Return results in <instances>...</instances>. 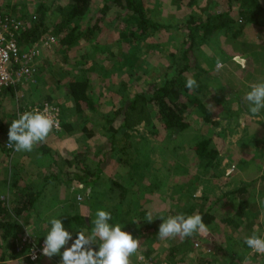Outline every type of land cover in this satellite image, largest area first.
Masks as SVG:
<instances>
[{"label": "rangeland", "instance_id": "1", "mask_svg": "<svg viewBox=\"0 0 264 264\" xmlns=\"http://www.w3.org/2000/svg\"><path fill=\"white\" fill-rule=\"evenodd\" d=\"M53 1L54 0H0V12L19 14L23 11V7H27V11L31 13V15H34L39 3L42 2L46 5H51ZM158 1L159 3L157 5L152 6L153 17L161 23L171 24L172 27L171 29L161 30L158 34V39L154 38L157 41L154 39L150 41L153 42L152 44H156V46L161 44L163 46V49H161L162 51H158L156 47H153L152 44L149 43L150 48L139 49L138 51L142 53L137 55L134 52L128 51V44H123V46L118 47L114 42L116 37L112 36H115L116 27L121 22L119 19L121 12L114 8L113 5H110V10L107 12L105 20L101 24L102 27L97 35L96 41L100 44L112 43L114 45L109 48V52H104L105 57H101L105 58L101 62V64H103V70L95 69L93 71L94 73H91L94 75L96 81L94 83L96 91L95 96H99L100 92L103 93V97L97 100L98 104L101 103L103 112L107 113L120 108L121 102H123V104L127 103L128 96L131 95L130 93L134 89L139 91L142 89L152 90L150 83L153 77L157 78L162 76L169 65L171 60L169 52H174L178 56L181 55L180 48H183L182 42L186 39L188 29H179V26L183 22H188L187 19H189L190 16H194L191 15L193 12L196 14V20L194 21H198L197 18L202 20V16L206 18L208 14L218 11H227L230 5L233 4V1L230 3L229 0H213L210 10L201 12L202 10L200 11L199 7L205 4V0H196V2L194 0ZM261 1L264 5V0ZM64 3L65 0H56L54 4L58 5ZM103 3V0H93L92 2V9L96 13V19L102 18V13L99 10H101ZM258 17L257 24L245 28L247 32L246 35H242L241 33L236 36L218 34L216 37H213V39L201 43L197 51H195L198 65L201 68L203 67L206 71H210L209 75L208 73H203L199 76L200 80H202L201 82L210 87L214 92L218 90V94L222 97L223 103L227 97L233 96L234 98H238L232 100L228 107L229 112H232L235 116L239 102L248 110L247 114H239L238 123L234 120L230 122V120L227 126V123L222 119L218 126L212 125L213 127L211 128L208 124H202L199 120V115H197L196 111H193L194 113L189 117L191 120L190 127L179 134L170 135L161 130L157 134H154L146 124H142L133 131L131 139L136 143H139V141L141 142L140 145H138L140 151H134L129 162L127 157L120 159L119 155L116 153L107 156L105 159L106 153L110 150V142L107 137L103 136L98 140L99 144H95V147L96 145L97 147L99 146L102 151L98 156H94L95 159L92 158V160L101 162L99 164L103 170L102 174H99V181L96 182L97 184L94 188H91V196H87L90 190L89 186L86 184L82 192L78 193L76 185H72L70 187L71 190L67 192V195H69V197L73 196V198L77 195H81L80 201L78 202L76 200V203L81 206L85 205V209H88V212L86 213L85 209H83V216L86 213L88 218L92 220L95 219L97 210H112L120 213L118 214L120 215L119 219L112 218L110 223L113 225L120 224L123 231L129 232L133 238H138L141 241L139 255H142L143 259L141 260L138 256H133V264H152V260H154V264H207V259L211 256L213 260L211 264H241L242 260L248 256L240 257L242 253L246 252L242 248L246 234V222H249V220L250 222L254 221V230H256V233L264 235V178L259 180L255 188H253L255 190L254 199L248 193L241 196L237 194L238 196L234 195V197L231 195L226 199L223 198L216 206L215 212L218 219L217 227L210 230V242L203 244L205 248H211V253H205L203 246L195 247L194 244L193 247L187 248L180 238L161 240L157 236L158 234L154 233L156 230H159V226L163 222L161 219L159 220L161 216L167 218L170 215L181 213L188 216L187 209L197 204V202H195L196 196L194 195L196 191H198V187L202 184L201 180L203 178L205 179L207 175H214V178L217 179L222 177L224 173H228V165H231L230 167L236 171L232 162L244 160L245 156H247V158L251 157L254 159L252 166L260 170L258 175L260 178L262 177V172H264V116L253 117L249 111L251 105L244 99L246 93L251 90V85L264 82V45L262 43L264 39V13ZM92 44H85L82 49L80 47L73 49L71 55L75 56L79 61L83 60L84 52L91 50ZM58 45L57 47L55 46L56 48L54 47L45 51L43 53V59L40 62L43 60H47L48 62L56 61L57 65L63 67V64L66 63L60 64L59 61L61 60L59 59L63 58L64 54L59 51L60 48ZM106 54H108V57H106ZM114 55L121 56V62H124V65L128 64V58H133L137 65L140 64L138 73L136 74L134 72L132 75L130 74L129 77L128 73H121L120 70L114 69V63L116 62V59L112 58ZM195 57L191 59L192 64L196 63ZM217 58H219L224 65L223 68L219 70L216 68ZM242 60L245 62L243 67L241 66ZM64 66L67 69H80L78 66L75 68L74 65ZM55 70L56 69H53V71ZM197 70V68H192L187 75L188 79H198L197 73L199 72ZM72 73L71 71V74ZM71 74H65L63 76L67 78V76ZM46 75V82L48 85H45H47L46 88L48 89H35L37 92L34 93L31 101L42 102L51 100L50 102L62 106L63 111L64 108L68 111V104L70 105L72 101L66 98V95L68 96L66 90L57 89L54 85V78L49 74ZM125 80H128V88H122L123 93H120L119 89L123 86V83L125 84V82H123ZM53 88H55L57 92H55ZM48 95L52 96L51 99H46ZM239 98H241L242 101ZM12 101L13 106L10 100L8 101L7 97L4 96L1 101V108H5L2 111L7 113V108H11L13 109V113L15 111L16 114L17 100ZM224 104L226 105L227 103L225 102ZM6 119L12 120V116L8 115ZM118 124L119 122H116V125ZM245 134L250 135L251 138L253 136L257 137V141L253 145L254 149H252L248 138L244 137ZM206 138L212 139V143L215 146L217 144L221 147L224 143L223 146L228 147L231 156L230 159L225 160L221 157L219 164L214 167L207 164H203L202 166L199 165V159L194 157L192 148L197 142ZM5 143L6 138L0 136V149L4 148L7 150L5 154L0 150L1 164L5 161L4 158L8 156L10 152L6 147L7 143ZM106 160L108 161L106 162ZM134 161L138 162L139 167L133 170L132 163ZM92 163L94 162L92 161ZM2 166H0V170H2L1 175L3 176L6 172L5 176H7L9 169L6 170V166L1 169ZM252 166H250L249 170H251ZM93 170H96V166ZM69 171H71V169H69ZM96 172H98V170ZM228 176H230V174L225 177L223 176V179L228 181V179H225L228 178ZM245 177L247 179V176ZM248 177L249 179L252 178L251 176ZM114 180H116L119 185H113ZM245 181L244 179L238 181L233 180L231 183L234 187H238L246 183ZM221 183L224 187L217 193L220 196L229 187H226L223 182ZM121 185L125 187V190H127L126 192L123 193V189L117 187ZM216 186L217 185H215V188ZM218 186L220 185L218 184ZM112 187L113 191L110 192ZM19 193L20 191L17 189H10L7 184L3 185V182L0 183L1 201L5 200L8 201L9 204H12ZM58 193L62 196L64 191L62 190ZM123 194H125L124 199L121 198ZM192 195L194 197H192ZM204 199L206 198L202 197L201 201ZM241 201L245 202L242 210L248 212L249 216L236 218L234 215L235 222L239 225L238 228L235 224L229 225L224 223L228 216L233 218L231 212H238L242 205ZM197 206L199 207V205ZM58 207L61 211L63 210L61 203L58 204ZM66 209V215L64 216L62 213L60 219L67 230L72 232L73 235L81 230L91 231L92 227L86 228L82 224L69 222L67 220L69 211L68 208ZM148 212H151L153 216V221L150 223L146 221ZM250 215L252 216L250 217ZM57 217V214H52L48 216V218L46 216L39 218V220H42L39 223V225H41V227H39L41 236L46 237L47 235V231L43 227L47 221ZM36 219L34 217H29V219L25 218V221H23V232H28L35 238H37L35 230ZM135 220H140L138 225L133 224ZM155 220H159L158 222L160 223L158 226L152 225L155 223ZM49 225L48 223V226ZM234 228L236 230H234ZM251 229L247 230L250 231ZM17 237H19V234ZM173 248L178 249L174 257L175 263H173L174 261L171 259V249ZM7 249L8 247L0 242V258L3 252H7ZM144 252L150 255L152 259L148 258ZM250 259L251 264H264V256H251Z\"/></svg>", "mask_w": 264, "mask_h": 264}, {"label": "trees", "instance_id": "2", "mask_svg": "<svg viewBox=\"0 0 264 264\" xmlns=\"http://www.w3.org/2000/svg\"><path fill=\"white\" fill-rule=\"evenodd\" d=\"M55 1L56 0H54L51 5H46L42 2L39 3L34 15H31V13L27 11V7H23V11L19 14H12L19 19L26 21V25L18 36V44L21 49H27L34 46L47 35L54 36L58 40L59 45H57L60 48L59 51L64 54L63 58L59 59L61 60L59 62L60 64H66H63L62 67L57 65L56 61L48 62L45 60L40 62V59L33 82L28 81L24 85L0 89V129L4 130V128H9V124L5 125L6 117L10 114V111L13 112V109L11 108H7V113L2 111L3 108H1V101L3 97L6 96L7 100H10V102L12 100H17L16 106L39 103V101L33 102L28 100L23 91L28 90L27 93L32 95L35 91L33 87L36 88L42 81L46 82L47 77H44L42 74L40 78L39 75L43 69L47 70L48 68L49 73L53 72L55 77L60 73L63 75L71 74V71L73 72L65 78V81L63 79H57L56 84H63L65 87L66 93L72 101L70 106L73 111L76 110L79 113L87 112L88 115L99 116L98 119H92L91 121L89 118L87 121L92 124L94 122V126L103 130L104 136L107 137L110 142V150L106 153L105 159L107 156L116 153L119 155L120 159L127 157L129 162L132 153L134 151H140L138 145H140L141 142L139 141V143H136L131 139L133 131L142 124H146L154 134H157L161 130L167 134L175 135L190 127L191 120L189 117L194 113L193 111H196L197 115H199V120L202 124H210L213 126L219 125L222 119L228 121L231 120L230 122L234 120L238 123L239 114L247 112L245 106L243 104L241 105L239 102L236 116L232 112L230 113L228 110L229 103L238 98L230 96L228 99H225L224 103L226 102L228 104L227 106V104L225 105L223 103V99L220 94H218V90L214 92L210 87L201 82L202 80H200L199 76L203 73H208L209 75L210 71H206L203 67L201 68L198 65L195 51H197L201 43L213 39V37H216L218 34H223L224 36H236L241 33L242 35H246L247 32L245 28L257 24L259 19L258 16L264 13V5L261 0H229L230 3L233 1V4L230 5L229 10L227 11H218L208 14L202 22L196 23L193 22L194 20L183 22L179 26V29L187 28L188 34L186 39L182 42L183 48H180L181 55L178 56L174 52H169V57L171 58L169 65L162 76L157 78L153 77L152 82L150 83L152 90L149 91L147 89H142L139 91L134 89L130 93L131 95L128 96L127 103L123 104V102H121V105L119 106L120 108L107 113L103 112L101 103L98 104L97 102V100L103 97V93L100 92L99 96H95L96 91L94 83L96 81L94 75L91 73L95 69L103 70V64H101V62L105 58L101 57H105L104 52H109V48L114 45L112 43L100 44L96 41L97 35L102 27L101 24L105 20L107 12L110 10V5H113L114 8L121 12L119 15L121 22L116 27L117 30L115 36H112L116 37L114 42L118 47L123 46V44H128V51L134 52L136 55L142 53L138 51L139 49L150 48L149 43H153L150 41L154 38L158 39V34L161 30L171 29L172 26L171 24L161 23L153 17L152 6L157 5L159 3L158 0H103L104 3L101 10H99L102 13V18L100 19L95 18L96 13L92 9L93 0H65L64 4L58 5L54 4ZM156 39L154 40L157 41ZM89 43H93L92 48L91 50L84 52L83 60L79 61L75 56L71 55L73 49H76L77 47L82 49L83 45ZM262 43L264 45V39ZM57 45L55 46L57 47ZM55 46H53V48ZM152 46L156 47L158 51H162L161 49H163L161 44L159 46L152 44ZM106 57H108V54H106ZM194 57L196 63L192 64L191 59ZM112 58L116 59L113 68L120 70L121 73H128L129 77L130 74L132 75L134 72L137 74L140 69V64L137 65L133 58L127 59V65H124V62H121V56L114 55ZM64 65H74L75 68L78 66L80 69L74 70L69 68V70L65 68ZM192 68L198 69V79L195 80L199 84V87L194 91H189L185 87V84L188 79L187 75ZM53 69L56 70L53 71ZM123 82H125V84L123 83V86L120 87V93H123L122 88H128V80ZM30 85L31 87L25 90V87ZM51 97V95H48L46 99H51ZM60 108L62 111L63 128L64 117L66 114L65 109L63 111L62 106H60ZM261 116H264V112L261 113ZM116 122H119V124L116 125ZM244 137L248 138L252 149H254L253 145L257 141V137L253 136L251 138L248 134H245ZM223 145L224 143L221 146L222 148L224 147ZM217 147L219 148L217 144L215 146L212 143V139L206 138L197 142L193 146L192 152L194 157L199 159V165L202 166L203 164H207L214 167L219 164L221 159ZM0 150L2 153L6 152V149L4 148H1ZM8 151H10V149ZM88 156L89 154L87 152H80L76 153L72 159L64 162L67 166L65 168L67 174L65 173L64 176L67 177L66 179L63 177L64 172L62 169L59 174H52L50 177V182H58L63 185L62 190L64 193L62 194L60 203L68 206L69 217H67V220L71 223L75 222V224H82L86 228L92 227V219L88 218L86 215L88 209H85V205L81 206L76 203V200L78 202L80 201L78 198H81V195H77L73 198V196L69 197L67 192L70 191L72 185H76V189L79 192H82L84 191L83 188L85 187V184L91 189L94 188L97 184L96 182L99 181V174H102L103 169L99 167L97 169L98 172H96L97 170H93L87 162ZM107 161L108 160H106V162ZM235 163L242 164L241 160L240 162L236 161ZM138 167V162L134 161L132 163V169H138ZM69 169H71V171H69ZM14 178V175H11L10 180L7 177L5 180L6 184L10 189L13 188L16 190L17 188L22 193L18 194L12 204H9L8 201L0 200V242L8 247L6 250L7 252L1 254V260L5 261L17 256L14 240L18 234L23 232V221H25L24 217L26 213L35 208L38 200L44 193L36 192L29 188L25 189L19 185L18 180H15ZM10 182H12V184ZM202 183H204V180H202ZM113 185H119V183L114 180ZM248 186V184H242L241 186L228 190L226 193L222 194L220 198H208L204 199L205 201H201L202 197H195V202H197V204L190 206L187 209V214L188 216L193 214L202 215L204 223L208 225V232L207 234L195 235L194 237L183 239L184 246L191 248L195 241H199L202 244L209 243V234H211L210 230L213 228L215 229L218 222L217 214L215 212L216 206L223 198L226 199L231 195L234 197V195L237 194L241 196L248 193L254 199L255 192L252 193L250 186ZM117 187L122 188L123 193L127 191L123 185ZM111 191H113V187L110 189V192ZM91 194L92 193L90 192L87 196L90 197ZM194 196L192 195V197ZM124 197L125 194L121 196L122 199H124ZM241 203L242 205L238 212H234L236 218L249 216L248 212L242 210L245 202L241 201ZM197 205H199V207ZM83 209L86 211L84 216L82 212ZM107 211L112 214V218L119 219L120 215L118 214L120 213L112 210ZM251 216L252 215H250V217ZM57 218H60V216L58 215ZM159 220H155V223L152 225L158 226L160 223L158 222ZM224 223L229 225L235 224L237 228L239 227L238 223L235 222L234 216L233 218L228 216ZM245 228V237L252 235L255 229L254 221L250 222L249 220V222H246ZM49 229L50 225L46 229L47 233ZM247 229H251L252 232ZM35 230L38 240L45 238L40 235V229L37 225L35 226ZM234 230L236 229L234 228ZM158 231L159 230H156L154 233L158 234ZM242 248L246 252L242 253L240 257L249 255L251 250L245 243L242 245ZM171 250V259L174 261L173 263H175L174 257L176 256L178 249L173 248ZM146 253L144 252V254ZM146 256L151 258L150 255L146 254ZM251 256L262 257L264 255L252 254ZM211 257L207 259V264L213 262ZM152 264H154V260H152Z\"/></svg>", "mask_w": 264, "mask_h": 264}, {"label": "clouds", "instance_id": "3", "mask_svg": "<svg viewBox=\"0 0 264 264\" xmlns=\"http://www.w3.org/2000/svg\"><path fill=\"white\" fill-rule=\"evenodd\" d=\"M245 62L241 61L243 67ZM222 61L217 58L216 68H223ZM185 87L194 91L199 87L197 81L189 78ZM244 99L251 107L253 117H260L264 112V82L251 85V90L246 93ZM59 122L54 118L49 109L40 111L34 109L25 111L18 119L11 122L8 130L7 147L15 152H32L36 146L46 142L50 134L58 129ZM79 199V198H78ZM163 222L159 226L158 237L161 240H172L194 237L208 232V225L204 223L203 216L193 214L186 216L183 213L170 215L167 218L161 216ZM112 214L105 210H97L91 231H78L75 235L64 227L60 218H52L49 221L50 229L44 238L41 254L52 259L60 256V264H133L132 257L139 255L141 241L126 231L120 224H111ZM147 222L153 221L151 212L147 213ZM135 220L133 224H139ZM244 243L251 250L241 264H251V255H264V236L257 235L254 230L252 235L245 237ZM63 250V251H62ZM35 259V257H33ZM7 264H15L10 260Z\"/></svg>", "mask_w": 264, "mask_h": 264}, {"label": "crops", "instance_id": "4", "mask_svg": "<svg viewBox=\"0 0 264 264\" xmlns=\"http://www.w3.org/2000/svg\"><path fill=\"white\" fill-rule=\"evenodd\" d=\"M194 1L196 2V0H194ZM212 3H213V0H205V4L199 7L200 11L202 10L201 12H206L207 10H210ZM191 15H194V16H190V18L187 20L188 21L196 20V18H195L196 14L193 12ZM191 17H192V19H191ZM197 19H198V21H193V22L197 23V22H202L205 20L204 16H202V20H199L200 18H197ZM220 48H221V46H220ZM45 51H48V50H45ZM41 57H42L41 58V60H42L43 56H41ZM43 61H45V60H43ZM48 69L47 70L43 69L44 71L42 70L39 77L41 78L42 74L44 75V77H47L46 74H49L52 78H54V82H55L54 85H55V87H57V89H61V90L65 89L63 84H61V85L56 84L57 79H60V80L63 79L65 81L66 77L63 76L65 74L62 75L60 73L61 75L57 74V77H55L53 72L49 73ZM40 84L36 88L33 87L34 90L35 89L40 90L42 88H44V90L48 89V88H46V86L48 85L47 82L42 81ZM45 84H47V85H45ZM30 87H31V85L28 87H25V90L29 89ZM53 90L55 91V88H53ZM27 91L28 90L23 91V92L25 93V97L28 100L30 98V101H31L34 93L37 91L35 90L32 95L31 94L29 95L27 93ZM55 92H57V91H55ZM21 95H22V93H21ZM21 95H19V96H21ZM66 98L68 100L70 99L69 96H67V95H66ZM226 99H228V97ZM239 99L241 100V98H239ZM11 105L13 106V101H11ZM64 109H65L66 115L64 117L63 128L60 132L51 133L50 136L48 137V139L46 140V142L36 146L35 149L30 153L29 152H19L18 153V152H15L13 150V148H11L9 155L4 158L5 161H3V163H2L3 166L0 163V166H2L1 169H3V167L6 166L5 169L6 170L9 169V171H10V172L8 171L7 176H5L6 172L2 176L1 175L2 170H0L1 171L0 183L3 182V185L6 184V182H5V180L7 179L6 177H8L10 180L11 175H14V177H15L14 179L18 180V184L21 185L22 187H24L25 189L29 188V189L34 190L36 192H44L43 195L41 196V198L38 200L35 208L32 211L27 212L25 217H24L27 219H29V217H34L35 219L37 218L38 220L37 219L35 220V225H37L38 227H41V225H39V223L42 220H39V218H41L42 216H46L48 218V216H51L52 214L53 215L57 214L60 217H62V213L64 216L66 215V212H67L66 208H68V206L63 205L61 203L62 207H63L62 211H64V212H62L61 209L58 207V204H60V200L62 197L58 192L62 191L63 185L61 183H58V182H57L58 184L50 182L51 175L52 174H55V175L59 174L61 172V169L64 172L63 177L65 176V173L67 174V171L65 170V168L67 166L64 164V162L66 160L72 159L76 153L87 152L89 154L87 162L90 165V167L92 169H95V166H96V170L100 167V164H99L100 161L92 160V158L95 159L94 156L95 155L98 156V154L102 151L99 148V146L97 147V145H96V147H95V144L96 143L99 144L98 140L104 136V131L101 130L99 127L94 126L93 125L94 122L92 124L91 122L87 121V119H89V118L91 119V121H92V119L93 120L98 119L99 116L98 115L97 116L96 115H88L87 112L79 113L76 110L73 111V109H71V106L69 104H68V108H67L68 111H66V108H64ZM247 112H248V110H247ZM247 112H245V113H247ZM89 114H91V113H89ZM8 115L12 116V120L6 119L5 125L9 124L10 121L12 122L13 120L16 119L15 111H14V113L11 112ZM8 115H7V117H8ZM224 121L227 123L226 125L228 126L229 121L226 119ZM11 122H10V124H11ZM208 126H210L211 128L213 127L210 124H208ZM9 128H10V125H9ZM9 128H4V130L0 129V136L6 138V143L8 142V130H9ZM218 150H219V154L222 158H224L225 160L230 159L231 156L229 154L228 147H225V146L223 148L219 147ZM0 154H1V152H0ZM3 154H5V153H3ZM1 156H3V155H1ZM89 160H90V162H89ZM225 160H223V161H225ZM92 161L94 163H92ZM235 162L236 161L232 162V164H233V167L236 168V171H234V169L232 167H230L231 165H228L229 166V168L227 169L228 173L223 174L224 177L226 175L230 174V176H228V178H225V179H228V181L224 180L223 176L217 179V178H214V175H211V176L207 175L205 177V179L204 178L202 179V180H204V183H202L201 186L198 187V191H196L195 196L197 198L205 197L206 199H208V198H220L221 196L217 193H219V190L223 189V187H224V186H222L221 182H223L226 187L229 186L228 189L223 192V194H224L228 190L235 188L234 185L231 183V181H233V180L238 181L241 179L246 180L245 181L246 183H243V184H248L251 188V189L250 188L249 189L252 191V193L255 192V190L253 188H255L256 183L259 180H261L262 178H264V176H263L264 172H262L263 170L261 171L262 177L260 178V176L258 175L259 174L258 172L260 170H258L256 167L252 166L254 159H252L251 157L247 158V156H245L244 160L243 159L241 160L242 164H240V163L236 164ZM95 163H96V165H95ZM228 166H226V167H228ZM250 166H252L251 170H249ZM226 167H225V169H226ZM245 176H247V179ZM248 176H251L252 178L249 179ZM64 178L66 179L67 177H64ZM209 181H211V182H209ZM10 183L12 184V182H10ZM218 184L220 186H218ZM215 185H217L218 188H217V186L215 188ZM70 190H71V188H70ZM89 190L91 192V189H89ZM20 193H22V192L20 191ZM55 208H56V210H55ZM234 212H236V211H234ZM234 212L233 213L231 212V216H234ZM48 223H49V221H47V223L43 226L45 229L48 228ZM60 259H61L60 256L53 257L52 259H49L47 257H42L38 262H36L34 264H60ZM10 260L14 261L15 264H20L17 258H10L6 261L1 260V258H0V264H7V262Z\"/></svg>", "mask_w": 264, "mask_h": 264}, {"label": "built area", "instance_id": "5", "mask_svg": "<svg viewBox=\"0 0 264 264\" xmlns=\"http://www.w3.org/2000/svg\"><path fill=\"white\" fill-rule=\"evenodd\" d=\"M25 25L26 21L19 19L12 13L0 12V89L17 87L28 81L33 82L38 62L44 51L50 50L58 44L56 37L47 35L34 46L21 49L18 44V36ZM46 108L51 111L54 118L59 122L58 129L53 132H60L62 130V111L60 106L53 102L46 100L35 104L18 105L16 117L18 119L25 111L34 109L44 111ZM7 148L11 149L10 147ZM21 234L14 240L17 253L15 258L18 259L19 263L31 264L44 257L41 254L44 239L38 240L28 232H22ZM194 245L195 247L203 246L199 241H196ZM203 250L208 254L212 251L211 248H205L204 246Z\"/></svg>", "mask_w": 264, "mask_h": 264}]
</instances>
